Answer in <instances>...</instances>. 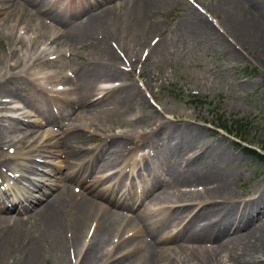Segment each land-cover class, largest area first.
<instances>
[{
	"label": "bare ground",
	"instance_id": "bare-ground-1",
	"mask_svg": "<svg viewBox=\"0 0 264 264\" xmlns=\"http://www.w3.org/2000/svg\"><path fill=\"white\" fill-rule=\"evenodd\" d=\"M4 4L0 27L6 29L8 39L16 45L11 53L19 56L25 44L21 33L29 24L44 39L37 48H42L46 57L27 55L9 66L13 70L23 68L21 76L26 80L22 84L37 101L30 107L42 114L49 112L45 98L48 94L54 93L67 102L74 95L80 107L71 118L75 122L89 117L93 121L122 117L134 105L146 107L132 80L116 89H106L110 94H100L99 80L128 79L131 70L120 69L121 61L134 66L147 57L179 54L183 42L196 38L216 41L233 57H251V52L264 56V0H217L216 16L223 19V29L233 37L230 42L193 8L175 23L173 37L149 42L151 33H165L161 26L148 22L160 0H0V11ZM41 16L44 23L39 21ZM93 40L96 44L89 45L88 41ZM49 44L65 46L68 51L50 52L44 47ZM140 48L143 52L138 55ZM77 50H82V54ZM96 94L98 97L92 100ZM18 97L20 91L16 88L0 89V112L6 108L7 100ZM5 116L0 114V120L6 121ZM137 118H123L119 125L132 126L131 132L105 136L84 170L66 176L65 184L44 191V197L31 194L20 198L0 190V264H40L49 256L57 264H70L72 254L78 257L77 264H230L221 255L224 251L235 254L231 264L261 262L264 186L249 199L240 200L230 187L236 160L231 152L211 150L200 143L198 131L187 121L170 125L162 132L165 123L153 120L145 127L136 125ZM17 120L11 126L0 122V147L7 149L16 142L19 147L25 146V161L30 165L19 166L22 172L33 171L36 166L31 163L48 139L29 150L30 145L38 144L33 135L26 138L32 131L31 124L25 123L17 140L9 135L20 127ZM69 125L61 130L56 142L70 146L83 138L82 127L87 125ZM154 135L156 141L147 152L141 151L147 146L139 149L130 145L134 141H141L142 145L144 138ZM155 146L164 147V158L175 160L169 167L163 169L149 162L148 153ZM32 151L38 152L37 156ZM13 160L0 151V171L11 167ZM120 163L140 166L139 181L126 184L121 170L112 173V168ZM95 167L99 171L112 167L106 171L112 174L93 176V182L86 185ZM12 168L18 171L15 165ZM0 176L4 177L3 173ZM106 178L114 181L96 189L95 184ZM67 181L82 185L80 194H75ZM195 183L203 187L181 188ZM99 199L106 205L102 206ZM139 205L140 209L129 217L119 211L130 212ZM87 236L89 240L82 247ZM109 244L113 246L107 249Z\"/></svg>",
	"mask_w": 264,
	"mask_h": 264
},
{
	"label": "rangeland",
	"instance_id": "rangeland-1",
	"mask_svg": "<svg viewBox=\"0 0 264 264\" xmlns=\"http://www.w3.org/2000/svg\"><path fill=\"white\" fill-rule=\"evenodd\" d=\"M216 5L217 0H160L159 6L151 11L148 22L161 26L165 33H151L148 41L151 42L156 38L166 37L170 39L173 37L172 30L175 23L185 18L190 8L201 13L213 28L220 33L222 32L221 34L229 42L230 40L233 41V37H229L228 33L223 29V19L216 16L218 13ZM4 9L5 4L0 11V18L4 16ZM42 17L39 18L41 22H43ZM0 23H2L1 20ZM13 23L11 22L10 24ZM51 25L54 26V23ZM56 28L59 29V27ZM17 30L19 31L20 27ZM37 33L36 27L30 24L22 30L21 35L25 44L22 46L18 56L11 53V50L16 45L8 39L6 29L0 27V55L2 57V62L0 63V89L16 88L20 91L21 96L7 100V107L3 112H0V114L6 115L5 119L3 118L6 121L1 119L0 122H3V125L11 126L16 122V119L19 120L17 121L20 123V127L16 131L9 133V135L14 137V140L22 136L20 130H23L25 123L29 122L32 131L26 135V138L30 139L32 135L38 138V144L36 146L30 145L29 150L40 146L44 139H48L38 156V152H31L37 156L34 163H31L36 166L33 171L22 172L19 166L26 164L25 160L28 157L26 152L28 150L25 146L19 147V143L16 142L10 143L12 146L7 149L0 147L2 154L14 159L10 164L15 165L18 170L17 172H12V170H7L6 168V170L0 171V173L5 175L4 178L9 180L7 183L11 184L9 189H7L8 193L12 192L17 196L19 194L20 198L30 194L44 197V191L49 192L51 188L65 184L66 176L73 175L76 171H83L99 149L105 136L118 132L130 133L132 126H120L119 124L123 121V118L133 119L134 117H138L136 125L145 127L153 120L157 124L165 123L162 126V132L170 125H178L187 121L198 131L200 143L210 147L211 150L223 149L231 152V155L236 160L232 164L233 181L230 187L240 200L249 199L264 186V161L258 160L246 150V148H250L256 150L257 153H264L263 55L251 52V57H233L229 53L224 52L221 44L216 41L196 38L183 42L185 45L178 52L179 54L166 53L158 58L147 57L142 64L136 63L134 66L125 65L121 61L118 64L120 69L126 72L131 70L128 71L129 80L118 78L101 79L97 85L100 94H110L111 92L106 91V89H116L132 80L140 89V93L145 99L144 107H146L134 105L122 117H109L101 120L97 118L95 121L89 117L75 122L71 121V118H74L75 114L79 112L80 107L79 103L75 101L74 95H70L71 100L67 102L61 101V98L54 93L48 94L45 98L49 104V112H45L43 116L33 114L29 106L37 101L33 99L34 97L26 89V84H22L25 79L21 76L23 68L20 67L13 70L9 67L16 59L27 55L38 58L46 57L42 53V48H37L38 44L44 41V39L42 40L41 37L37 36ZM97 36L101 38V32ZM96 40L88 41V44L95 45ZM33 41H36V43L34 44ZM44 47L48 48L50 52L58 53L61 51L64 53L68 51L65 46L59 44L57 46L49 44ZM77 51L82 54V50ZM142 52L143 48H140L138 55H141ZM242 53L244 54V51ZM66 59L75 61L72 57H66ZM140 65L142 66L138 67ZM238 67H240L238 70L244 69L245 71L247 70L246 67H249V69L255 71L256 75L244 76L237 71ZM36 70L39 71L41 69L36 68ZM97 97V94L94 95L92 100ZM149 110L154 113L150 114ZM195 113L198 114V117H195ZM71 122L74 126H77L78 123L79 125H87L86 128L82 127L83 138L70 146L56 142L55 139L59 136L61 137V130ZM220 123L226 124L231 133L222 130L217 132L215 127ZM112 128L114 130L111 131ZM142 141H144L142 145H140L141 141H134L130 145L139 149L142 148L139 146H147L141 150L147 152L153 142L156 141V136L144 138ZM12 148L14 149L13 151H11ZM153 149L154 151L151 148L150 153H148L149 162L153 166L159 165L164 169L169 167L172 161H175L174 159L163 157L164 152L162 150L164 147L155 146ZM49 150L52 153L48 152ZM151 152H154V154H151ZM175 157L178 156L175 155ZM26 165L30 164L27 163ZM188 166H191V164ZM110 168L112 167H106L99 171L98 167H95L91 171V175L87 177L85 184H91L93 176L112 174L117 170H121L126 175V184L130 180L139 181L137 173L141 169L138 170V166H133L132 163H120L117 167L112 168V173L106 172ZM113 181L114 179L110 181L106 178L104 181L95 184L96 189L105 187ZM31 182L32 184H29ZM67 182L71 183V181ZM71 184L70 188H72V191L77 195L80 194L82 185ZM198 184L184 185L181 188L199 190L203 185ZM38 186H40L39 191H37ZM108 193L109 191L106 192V194ZM99 202L102 206L106 205V202L102 199H99ZM140 207V205L137 206V209L132 212L138 211ZM119 211L126 217L132 215L131 212L126 210H124L125 212ZM170 230L172 233V227H170ZM83 240L82 247L87 243L89 237L87 236ZM115 240L116 237L113 238V241ZM112 246L113 244H109L107 249L112 248ZM221 255L231 264V256L235 254L224 251ZM261 257V262L258 264H264V254ZM43 261L40 264H57L50 256ZM77 261L78 257H74L72 254L70 264H77ZM243 262L241 259V263Z\"/></svg>",
	"mask_w": 264,
	"mask_h": 264
},
{
	"label": "trees",
	"instance_id": "trees-1",
	"mask_svg": "<svg viewBox=\"0 0 264 264\" xmlns=\"http://www.w3.org/2000/svg\"><path fill=\"white\" fill-rule=\"evenodd\" d=\"M246 74H247V75H248V74H250V75H251V74H253V73H246ZM221 125H222L223 127H226V125H224V124H221ZM251 152H252V153H253V155H254V156H256L257 158H262V159H264V157H263V156H260V155H258L257 153H255V151H251Z\"/></svg>",
	"mask_w": 264,
	"mask_h": 264
}]
</instances>
